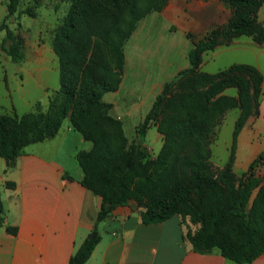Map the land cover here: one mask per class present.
Returning <instances> with one entry per match:
<instances>
[{"label":"trees","instance_id":"obj_1","mask_svg":"<svg viewBox=\"0 0 264 264\" xmlns=\"http://www.w3.org/2000/svg\"><path fill=\"white\" fill-rule=\"evenodd\" d=\"M40 1L34 0L35 7ZM168 1L71 0L52 39L60 83L49 95L47 109H38L37 102L35 109L20 114L0 113V154L9 165L25 145L55 135L66 116L92 141L89 149L77 150L75 157L83 169L80 182L100 194L102 201L92 230L68 264H86L99 240V222L129 200L141 207L145 223L173 214H179L184 223L188 217L197 226L188 227L183 237L199 252L217 249L242 264L264 251V183L256 173L264 162V151L240 175L232 169L239 131L263 93V74L246 62H233L216 72L200 69L203 52L213 49L224 34L244 33L264 40V21L259 19L264 0H222L233 12L225 28L213 27L191 37L189 66L164 82L138 123L134 139L129 141L120 122L107 113L110 103L102 95L119 87L125 41L142 17L161 10ZM19 3L5 0L6 12L0 21V30H5L0 50L14 62L21 61L24 52L7 18ZM233 84L239 89L237 98L221 94ZM235 105L240 113L232 130L231 152L228 161L216 167L210 148L214 128L224 110ZM152 123L164 134L155 157L149 156L145 141ZM64 176L71 177L66 172ZM0 224L11 233L17 231L5 223L1 196Z\"/></svg>","mask_w":264,"mask_h":264},{"label":"crops","instance_id":"obj_2","mask_svg":"<svg viewBox=\"0 0 264 264\" xmlns=\"http://www.w3.org/2000/svg\"><path fill=\"white\" fill-rule=\"evenodd\" d=\"M170 1L165 7L171 5ZM187 17L185 10L173 5L169 13L162 11L139 25L135 40L125 49L119 87L102 95L103 100L115 104L116 97H125L124 109L120 112L122 117L137 115L141 120L164 82L189 66L187 53L193 43L185 32L195 30L196 20ZM169 21L177 26L173 32L165 30ZM159 35L165 38L157 40L160 46L156 56L149 46L139 44L145 36ZM214 49L211 60L205 59L207 50L203 52L202 69L214 72L221 68L216 65L220 58L228 62L223 67L242 61L253 63L261 70L263 97L260 110L264 134V49L235 53V40L208 50ZM10 89L12 91V85H5L4 97L9 95ZM37 98L30 100L35 102ZM242 133L243 130L237 137L239 144ZM228 143L231 147L232 138ZM91 146L92 141L84 138L65 117L55 135L25 145L13 164H7L0 154L3 215L6 224L17 227L16 233H11L0 224V264H68L71 254L92 230L102 201L100 194L80 182L83 169L75 153ZM65 172L71 177L64 176ZM7 182H13V185ZM140 210L134 200H129L101 220L99 240L86 264H239L217 249L210 252L194 250L191 242L183 237L184 225L179 214L163 221L145 223ZM242 264H264V251L250 263Z\"/></svg>","mask_w":264,"mask_h":264},{"label":"rangeland","instance_id":"obj_3","mask_svg":"<svg viewBox=\"0 0 264 264\" xmlns=\"http://www.w3.org/2000/svg\"><path fill=\"white\" fill-rule=\"evenodd\" d=\"M40 2V5L35 7L34 0H20L17 11L7 18L9 27L20 38L24 57L21 61L14 62L7 54L0 50V113H13L16 111L20 114L24 111L35 109L37 102L39 103L38 109L46 110L48 107L49 95H52L59 87V62L52 45V39L55 27L68 12L71 0H41ZM170 3V6H164L159 11H151L138 21L135 29L124 43L123 70L125 65V49L135 40L139 31V25L143 22L152 20L153 17L161 14L162 11L169 13L170 9H173V5H179L181 9H183V11L185 10L187 13V18L192 17L196 20L195 30L189 29L185 32L190 39L192 36L196 38L199 37V34H204L205 31L213 27L225 28L233 13L232 9L222 0H172ZM28 8L35 10L36 13L31 15ZM5 12V0H0V21ZM259 19L264 21V5L261 6L259 10ZM176 27L175 23L169 21L166 24L165 30L167 32H173ZM4 33V29L0 30V41ZM189 34L191 35L189 36ZM164 38L165 37L160 35L159 37L154 36L153 38L151 36H145L142 38V41L139 40V44L149 46L153 55L156 56L158 47L160 46L157 40H164ZM233 40H235V53L239 52V54H241L243 50H252V48H255L257 51L260 48L264 49V40L259 42L252 35L244 33L224 34L220 37L218 45L225 46L230 44ZM213 52H215V49L207 50L205 52V59L211 60V54H213ZM227 63L228 62L218 58L216 65H220L221 68L212 69H217L214 71L216 72L225 68L222 65ZM200 69L204 70L201 67ZM9 84L12 85V91L10 89L9 95L4 97L5 85ZM19 86L20 88H18ZM221 94L237 98L239 95L238 86L234 84L229 85L222 90ZM34 97L38 98L35 102H31L30 99ZM262 97L263 93L258 97L257 107L252 109L250 115L240 129V131L243 130L240 137V144L238 143V139L235 141L232 169L238 175L247 168L249 162L257 156L259 152L264 151V134L261 127L262 113L260 110ZM124 98L125 97H116V104L109 102L110 107L107 113L120 122L124 134L127 136L128 140L131 141L136 137L137 125L141 120L137 115L129 118L121 116L123 115L120 112L124 109ZM239 113L240 107L237 105L225 109L221 119L214 128L210 148L211 160L216 167H222L228 161L231 152V147L228 142L232 138V129L234 128ZM148 128L150 130H148L149 133L147 132L149 156L155 157L163 144L164 134L158 129L155 123H152ZM254 130L259 132L255 133ZM256 173L260 178V182L264 183V162L257 167ZM183 225L184 231H186L188 227L194 230L197 226L189 222L188 217H185Z\"/></svg>","mask_w":264,"mask_h":264}]
</instances>
